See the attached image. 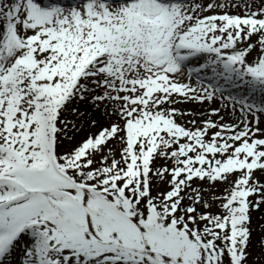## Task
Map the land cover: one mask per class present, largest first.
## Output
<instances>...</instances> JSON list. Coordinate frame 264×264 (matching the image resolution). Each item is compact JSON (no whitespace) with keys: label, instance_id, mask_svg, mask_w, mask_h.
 Listing matches in <instances>:
<instances>
[{"label":"snow or ice","instance_id":"obj_1","mask_svg":"<svg viewBox=\"0 0 264 264\" xmlns=\"http://www.w3.org/2000/svg\"><path fill=\"white\" fill-rule=\"evenodd\" d=\"M0 264H264V0H0Z\"/></svg>","mask_w":264,"mask_h":264},{"label":"bare ground","instance_id":"obj_2","mask_svg":"<svg viewBox=\"0 0 264 264\" xmlns=\"http://www.w3.org/2000/svg\"><path fill=\"white\" fill-rule=\"evenodd\" d=\"M186 107H192L191 105H188V106H186ZM257 216H259V214H256ZM255 218V217H254Z\"/></svg>","mask_w":264,"mask_h":264}]
</instances>
